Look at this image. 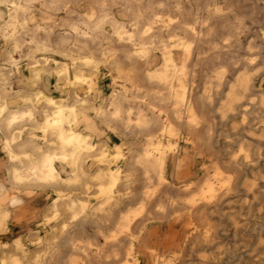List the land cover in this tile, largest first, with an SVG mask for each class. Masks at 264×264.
<instances>
[{"label": "clouds", "instance_id": "9594fccd", "mask_svg": "<svg viewBox=\"0 0 264 264\" xmlns=\"http://www.w3.org/2000/svg\"><path fill=\"white\" fill-rule=\"evenodd\" d=\"M218 4L0 0V264H264V0Z\"/></svg>", "mask_w": 264, "mask_h": 264}, {"label": "bare ground", "instance_id": "6f19581e", "mask_svg": "<svg viewBox=\"0 0 264 264\" xmlns=\"http://www.w3.org/2000/svg\"><path fill=\"white\" fill-rule=\"evenodd\" d=\"M209 6H211V5H209ZM220 8H221V6L218 4L217 5L218 12H219ZM215 18L217 20L223 19V17L220 16L219 14ZM178 54L180 56H183L184 50L183 49H173L172 59L175 60ZM76 79H80V78H76ZM84 79H87V77H85ZM162 135H164L166 137L165 141L161 142L163 144H168L170 142H174L176 139L174 130H169L167 132L162 131ZM184 140L188 141L190 139L188 137H185ZM153 147H155V145H153ZM255 149L257 152V159H259L260 156H264V153L261 152L262 150L259 149V147H256ZM239 152L243 158L244 149L240 148ZM113 155H115V153H113ZM247 158H249V159L252 158L250 153H249ZM208 159L210 160V164L213 163L211 158H208ZM260 163H264V161H260ZM255 165L256 164H254L253 166H255ZM256 166H258V165H256ZM115 170H116V166L113 165L112 171L114 172ZM211 176L213 177L214 182L210 183L202 192V196H204L208 199L218 198V196H219L218 188L219 189H225V188H228L231 186L232 174L230 172H226L225 169L221 168L220 165H218V163H216L215 170L212 171ZM117 187H118V185H117ZM262 223L264 224V221L263 222L262 221L257 222L255 220V217L252 218V225H261ZM183 228L185 230V239H191L200 230V225L197 222L196 218H194L191 215V213H189L187 220L184 221V223H183ZM259 243H260V240H259V242L254 243L251 246L253 248H255L256 245ZM152 251H155V250H152ZM257 251L260 255H264V252L260 251V249H258ZM133 256H135V258L140 261V264H145V257L143 255H137V246L135 243L131 244L130 250L125 254V258L128 260V264H133V260H132ZM149 256H151V251L149 252ZM251 258L253 260H256L255 257H251ZM223 259H224L223 257L219 258L220 264H222ZM255 264H258V263H255Z\"/></svg>", "mask_w": 264, "mask_h": 264}, {"label": "crops", "instance_id": "0c3cea01", "mask_svg": "<svg viewBox=\"0 0 264 264\" xmlns=\"http://www.w3.org/2000/svg\"><path fill=\"white\" fill-rule=\"evenodd\" d=\"M55 59H57V60H59L60 58L59 57H54ZM22 71H23V74H24V76H28L29 75V73H28V71L26 70V69H23L22 68ZM52 83L53 84H55V79H53L52 80ZM107 83V82H106ZM84 87H87V84H85L84 85ZM56 95H59L58 93L56 94ZM237 123H239V121H237ZM231 130V125H229V131ZM254 139V138H253ZM252 140V138H250V141ZM192 143V144H194L195 143V141H193V140H181V141H179V146L181 147V148H187V149H194V146L193 145H189V143ZM118 143V142H117ZM254 148H256V146L254 145ZM0 155H2V153H0ZM197 161H204L203 159H200V158H198V157H195V155H194V159H193V162L194 163H196ZM208 164H210V160L208 159V162H205V163H201L200 165H199V167H200V170H201V172H203V168H202V166H204V165H208ZM256 166V165H255ZM206 167V166H205ZM204 167V168H205Z\"/></svg>", "mask_w": 264, "mask_h": 264}, {"label": "rangeland", "instance_id": "374dc122", "mask_svg": "<svg viewBox=\"0 0 264 264\" xmlns=\"http://www.w3.org/2000/svg\"><path fill=\"white\" fill-rule=\"evenodd\" d=\"M224 3H228V0H220V6L222 5V4H224ZM216 19V18H215ZM253 139V138H252ZM189 145H195V143L194 144H192L191 142L189 143ZM256 147H259V149H264V146H261L260 144H259V142H257L256 144H254ZM260 150V151H261ZM262 153H264V150H262L261 151ZM195 157H198V158H200V159H203L205 162H208V158L207 159H205V157H203V156H199V155H195ZM218 163V162H217ZM218 165H219V163H218ZM205 166H207V165H204V166H202V168H204ZM221 168H223V167H221ZM224 169V168H223ZM253 217H255V220L257 221V222H263L264 221V215H260V214H257V215H255V216H253ZM263 224V223H262ZM257 242H259V239L258 238H256V237H254L253 238V240H252V244H254V243H257ZM255 263H258V261L257 260H253L252 258H248V259H246L245 260V264H255Z\"/></svg>", "mask_w": 264, "mask_h": 264}]
</instances>
